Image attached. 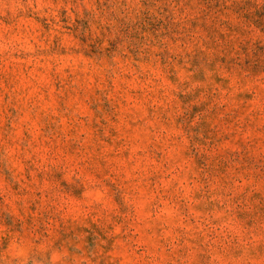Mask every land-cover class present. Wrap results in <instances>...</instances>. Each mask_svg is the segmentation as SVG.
I'll use <instances>...</instances> for the list:
<instances>
[{
    "label": "rangeland",
    "instance_id": "rangeland-1",
    "mask_svg": "<svg viewBox=\"0 0 264 264\" xmlns=\"http://www.w3.org/2000/svg\"><path fill=\"white\" fill-rule=\"evenodd\" d=\"M0 264H264V0H0Z\"/></svg>",
    "mask_w": 264,
    "mask_h": 264
}]
</instances>
